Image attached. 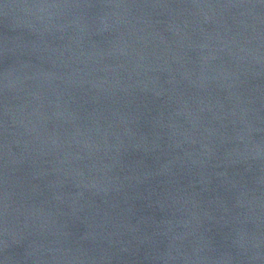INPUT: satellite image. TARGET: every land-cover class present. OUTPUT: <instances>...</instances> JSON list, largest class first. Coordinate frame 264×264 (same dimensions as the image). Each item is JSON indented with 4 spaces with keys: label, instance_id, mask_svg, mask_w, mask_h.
I'll list each match as a JSON object with an SVG mask.
<instances>
[{
    "label": "water",
    "instance_id": "water-1",
    "mask_svg": "<svg viewBox=\"0 0 264 264\" xmlns=\"http://www.w3.org/2000/svg\"><path fill=\"white\" fill-rule=\"evenodd\" d=\"M0 264H264V0H0Z\"/></svg>",
    "mask_w": 264,
    "mask_h": 264
},
{
    "label": "clouds",
    "instance_id": "clouds-1",
    "mask_svg": "<svg viewBox=\"0 0 264 264\" xmlns=\"http://www.w3.org/2000/svg\"><path fill=\"white\" fill-rule=\"evenodd\" d=\"M5 195H6V200H7V192H5ZM6 207H7V205H6ZM6 245V247H7V244H5Z\"/></svg>",
    "mask_w": 264,
    "mask_h": 264
}]
</instances>
